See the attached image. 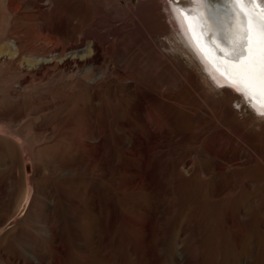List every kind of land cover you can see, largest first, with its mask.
<instances>
[{"label":"rangeland","instance_id":"rangeland-1","mask_svg":"<svg viewBox=\"0 0 264 264\" xmlns=\"http://www.w3.org/2000/svg\"><path fill=\"white\" fill-rule=\"evenodd\" d=\"M71 1L0 0V264H264V115L215 89L162 27L154 39L190 70L191 97L227 102L226 115L196 113L211 121L198 136L190 118L189 132L153 141L164 128L149 114V131L133 124L143 140L115 127L107 140L86 136L85 115L114 126L135 100L104 83L93 99L59 68L86 23ZM115 1L163 11L159 0ZM38 58L53 61L37 74Z\"/></svg>","mask_w":264,"mask_h":264},{"label":"bare ground","instance_id":"bare-ground-1","mask_svg":"<svg viewBox=\"0 0 264 264\" xmlns=\"http://www.w3.org/2000/svg\"><path fill=\"white\" fill-rule=\"evenodd\" d=\"M159 1L161 10H163L162 14L152 3H143L136 7H129L128 5L123 7L115 0L71 1L76 8L74 14L78 18L81 17L86 23L79 22L75 25L78 37L74 44L62 49L61 53L57 54L61 60L59 68H64V71L69 68L71 72L73 71L74 81H80L93 99H99L97 87L104 83L107 84V88H113L116 93L120 92L118 94L122 96L124 94L126 96L128 93L135 100L134 106L130 108L129 112L127 111L129 117L126 116L125 120L115 123L114 126H112V119L109 120L104 115L101 118L93 115L86 117L85 115V119L83 118L80 124L78 121L76 123L85 132V135L94 136L97 140H107L114 136L112 128L115 127L120 132L122 139L130 138L129 136L134 134L137 139L143 140L147 137L142 133L133 132V124L144 125L148 128L150 122L147 124L148 121L145 118L150 115L149 118L155 120L153 122L155 125L159 123L164 128L163 133H160L162 130L160 132H148V137L153 141L170 138L175 135L177 129L185 128L188 131L190 118L193 122L191 127L195 128L194 135L198 136L199 132L208 126L210 120L207 121L208 118L204 115L201 119V117L195 116L196 113H210L212 117L218 116L217 119L220 122V117L226 115L223 116L222 114L230 108L227 102L211 103L209 101L208 104L206 99L208 95L203 98L204 93L197 89L195 95L201 99L191 97L190 91H192L196 80H193L190 70L184 65H180V62L173 60L154 39L162 27H166V33L172 46L186 54V57H189L196 66L199 65L200 70L203 69L200 74L214 88L217 85L218 91L234 93L237 99H242L244 105L247 104L258 115H264V91L257 85L252 89L255 96H249L237 82L235 69L224 59L226 46L218 38L217 23L211 18L206 6L203 4L188 6L189 9L196 10L199 20L202 21L201 25L195 22L197 16H187L184 9L176 4H170L168 0ZM227 7L232 11L231 24L233 31H235L239 25L237 9L244 6L228 5ZM248 7L264 9V3ZM163 14H165L167 22L165 20L160 21ZM113 19L118 23L114 24ZM226 19L223 14L219 16L220 22H224ZM68 22H66L67 26ZM101 28L111 29L108 32L110 38L107 37V34L100 33ZM224 28L226 31L228 30L227 23L224 24ZM83 47L85 49L81 52L80 49ZM68 50L79 53V55L67 56L66 51ZM17 51L8 54L18 58L20 52ZM40 59L38 63L30 62L31 71L34 70L37 74L47 69L53 61V58ZM28 68L30 67L28 66ZM207 98L210 99V97ZM203 102L208 104L207 107L203 105ZM208 107L209 110H207ZM174 108L177 110L175 113ZM125 114L123 113L124 117ZM95 115L98 116L99 114ZM193 116L195 120H193ZM208 117L210 119V116ZM217 127H221V123L214 125L216 134L220 132V130L217 131ZM187 131L185 132L187 133ZM208 138L210 137L208 136ZM221 139L222 137L219 140L221 141ZM223 168L224 166L219 164V169Z\"/></svg>","mask_w":264,"mask_h":264},{"label":"snow or ice","instance_id":"snow-or-ice-1","mask_svg":"<svg viewBox=\"0 0 264 264\" xmlns=\"http://www.w3.org/2000/svg\"><path fill=\"white\" fill-rule=\"evenodd\" d=\"M185 10L187 16H197L196 23L202 25L195 9L189 5L206 6L211 18L217 23L218 38L226 46L224 59L230 63L236 72V79L249 96H255L252 91L257 85L264 91V9L248 7L264 3V0H168ZM228 5L244 6L237 9L239 17L238 28L233 31L232 11ZM223 14L227 19L220 22ZM228 24V30L224 24Z\"/></svg>","mask_w":264,"mask_h":264}]
</instances>
